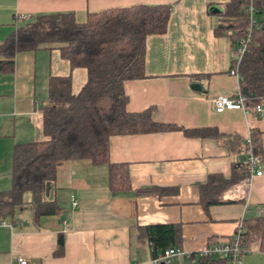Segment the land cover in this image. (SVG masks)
<instances>
[{
	"label": "crops",
	"instance_id": "0c3cea01",
	"mask_svg": "<svg viewBox=\"0 0 264 264\" xmlns=\"http://www.w3.org/2000/svg\"><path fill=\"white\" fill-rule=\"evenodd\" d=\"M228 1L0 0V44L38 13L74 12L82 20L112 7L171 5L166 31L146 37L144 77L123 83L126 109L152 108L155 122L214 127L223 135L214 140L169 130L111 136L110 161L128 167L131 189L126 191L108 188L106 165L62 163L44 193L59 212L36 217L26 192L24 203L0 223V264H17L19 256L28 264H156L149 242L139 236L140 227L152 224L180 227L181 254L164 264H190V254L228 241L243 218L258 214L264 207V170L232 185L207 212L200 202L209 176L238 172L246 155L241 141L252 131L261 132L264 156V107L261 113L216 112L212 104V98L233 96L240 88L230 73L231 31L215 33ZM66 76L77 94L87 72L71 67L56 47L18 52L13 71L0 73V193L12 186L15 146L44 139L40 112L50 79ZM138 189L156 191L138 195ZM60 235L63 251L55 255ZM242 264H264V251L254 244Z\"/></svg>",
	"mask_w": 264,
	"mask_h": 264
},
{
	"label": "trees",
	"instance_id": "16d2710c",
	"mask_svg": "<svg viewBox=\"0 0 264 264\" xmlns=\"http://www.w3.org/2000/svg\"><path fill=\"white\" fill-rule=\"evenodd\" d=\"M252 6L257 26L238 65L240 89L246 105L264 107V0H229L215 27L217 35L231 31L233 50L249 28ZM171 5L137 4L112 7L87 13L80 20L74 12H47L33 15L17 26L0 44V73L12 72L18 52L56 47L71 67H81L87 79L77 94L71 93V79L53 77L49 81L47 102L41 108L44 139L17 144L13 151L12 186L0 193V221L11 215L30 192L36 217L56 214L54 201L44 198L48 183L54 180L59 165L67 161L87 160L93 165L107 166V182L111 191L131 189L128 167L109 159V140L113 135L181 130L187 136L220 139L214 127L187 129L174 124L155 122L152 108L139 112L126 109V80L144 77L145 40L148 35L167 29ZM251 151L264 163L261 132L252 131ZM244 145L246 153L245 140ZM250 165L242 159L238 172L229 178L209 176L200 188V202L207 212L221 203L222 194L232 185L247 180ZM154 189H138L136 194H150ZM155 258L167 248L179 249L180 227L174 224H152L139 228ZM233 236L228 241L232 242ZM212 241V239H211ZM256 244L264 251V207L253 216L243 218L239 245L250 251ZM63 251L59 236L57 250ZM190 264H229V256L190 254Z\"/></svg>",
	"mask_w": 264,
	"mask_h": 264
},
{
	"label": "built area",
	"instance_id": "2783aa9c",
	"mask_svg": "<svg viewBox=\"0 0 264 264\" xmlns=\"http://www.w3.org/2000/svg\"><path fill=\"white\" fill-rule=\"evenodd\" d=\"M249 28L246 31V34L242 36L236 48L231 53V59L233 61V67L230 73L240 81V75L238 72V65L241 60V57L247 50V45L251 40V31L254 27L257 26L258 22L254 14V9L252 6L249 7ZM246 96L239 88L237 92L233 96H226V95H219L212 98V104L214 110L216 112H222L224 110H242L245 113H261L263 112V107L257 105L255 107H250L246 105ZM245 147H246V157L247 161L250 165V176L246 180L248 182L253 175L259 176L263 173V165L262 161L260 160L259 156L255 155L251 151V139L248 137L245 140ZM1 223V221H0ZM241 226L242 220L239 222L235 233L233 234V241H224V242H217L214 243L207 248L203 249L199 252L200 255H223L229 256V264H242V258L245 254L249 253L250 250L248 248L242 247L239 245V238L241 233ZM181 252L179 249L176 248H167L154 258V263L156 264H164L169 263L174 260V258L180 255ZM17 264H28L27 260L24 257H17L16 258Z\"/></svg>",
	"mask_w": 264,
	"mask_h": 264
},
{
	"label": "water",
	"instance_id": "95a60500",
	"mask_svg": "<svg viewBox=\"0 0 264 264\" xmlns=\"http://www.w3.org/2000/svg\"><path fill=\"white\" fill-rule=\"evenodd\" d=\"M211 10H213V11H215V10H216V11H221V9H220L219 7H217V6H212V7H211ZM192 88H193V89H200V87H199L198 84H193V85H192Z\"/></svg>",
	"mask_w": 264,
	"mask_h": 264
},
{
	"label": "rangeland",
	"instance_id": "374dc122",
	"mask_svg": "<svg viewBox=\"0 0 264 264\" xmlns=\"http://www.w3.org/2000/svg\"><path fill=\"white\" fill-rule=\"evenodd\" d=\"M256 17H257V16H256ZM257 19H259V18H257ZM27 194H29V193H27ZM258 212H259V211H258ZM258 212H257V213H258Z\"/></svg>",
	"mask_w": 264,
	"mask_h": 264
}]
</instances>
